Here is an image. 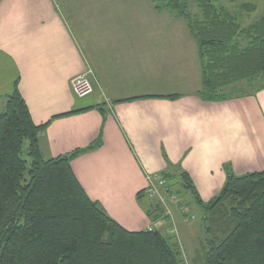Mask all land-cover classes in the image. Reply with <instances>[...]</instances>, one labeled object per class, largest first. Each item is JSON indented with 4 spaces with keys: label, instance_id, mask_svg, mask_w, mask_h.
Instances as JSON below:
<instances>
[{
    "label": "crops",
    "instance_id": "crops-1",
    "mask_svg": "<svg viewBox=\"0 0 264 264\" xmlns=\"http://www.w3.org/2000/svg\"><path fill=\"white\" fill-rule=\"evenodd\" d=\"M141 11L121 17L107 0H0V114L18 79L34 124L49 123L44 159L101 141L71 163L89 198L128 231L167 234L163 222L152 225L147 199H137L147 176L180 168L206 203L223 188L226 164L237 176L264 171V90L203 102L186 22L160 18L152 2ZM86 73L94 92L80 99L72 84ZM171 95L181 98H157ZM133 98L143 99L117 103Z\"/></svg>",
    "mask_w": 264,
    "mask_h": 264
},
{
    "label": "trees",
    "instance_id": "trees-1",
    "mask_svg": "<svg viewBox=\"0 0 264 264\" xmlns=\"http://www.w3.org/2000/svg\"><path fill=\"white\" fill-rule=\"evenodd\" d=\"M152 4L159 13L183 19L197 43L201 87L196 97L207 103L226 102L232 97L225 91L239 84L253 96L264 90V15L242 29L238 17L218 7L217 0H152ZM239 8L256 12L248 3ZM18 83L17 79L0 114V264H186L176 237L155 228L128 231L89 198L71 163L98 149L101 141L44 159L40 135L49 123L34 124ZM157 98L176 101L181 96ZM94 108L104 112L103 105ZM170 169L160 174L168 194L175 195L181 206V192L174 189L179 178L203 212L205 264H264V171L237 176L226 164L223 188L205 203L186 172L171 165ZM144 198L152 225L170 220L160 203L145 192L138 194V201Z\"/></svg>",
    "mask_w": 264,
    "mask_h": 264
},
{
    "label": "rangeland",
    "instance_id": "rangeland-1",
    "mask_svg": "<svg viewBox=\"0 0 264 264\" xmlns=\"http://www.w3.org/2000/svg\"><path fill=\"white\" fill-rule=\"evenodd\" d=\"M107 1H110L112 3V12L116 14H120L121 17H135L137 16V14H140L142 12L141 11L142 4L152 2V0H107ZM250 2H253V1L251 0H217L216 5L218 7L226 8L231 13L236 15L239 19V23L242 29H246L250 27L251 25L255 24L264 14V9H263L264 0H259L257 4L259 6L258 8L259 10L256 13L248 14V13L243 12L239 8L240 5L250 3ZM137 3H140L141 6H138ZM195 7H196V4L191 3V10L195 14H197L198 12ZM163 12L159 14L160 18L172 17V15H170L168 12L166 11H163ZM89 74L86 73L84 75H81L80 77L85 76L87 80L91 83L88 77ZM244 89L247 90L248 87L236 86V88L227 89L225 91V94L228 96H233L234 94H240V92ZM93 92H94V87H93ZM26 149H27V143L24 144V150L26 151ZM24 158L26 160H29L26 154H24ZM176 182H177V185L175 186L174 189L175 191L181 192L180 195L182 197L183 203L181 204V207H182L181 209L178 207H174L173 205L168 203V205H170L171 217L169 216L170 220L164 223L165 225H167L165 227L166 233L168 232L167 233L168 235H172L174 236V238L176 237L174 239V242H178L180 244L181 249H182V258L186 264H191V262L190 263L187 262L188 256L189 257L192 256L193 258H195L196 253H197V257H199L196 263L205 264L207 246L205 244V237H204L203 212L194 203L191 194L182 187V183L179 178L178 180H176ZM147 188L144 191L146 194H147ZM178 203L180 205L179 200H178ZM180 215H182L185 220H179V223H178L176 218ZM151 229H154V228H150L149 230ZM186 256H187V259H186Z\"/></svg>",
    "mask_w": 264,
    "mask_h": 264
},
{
    "label": "built area",
    "instance_id": "built-area-1",
    "mask_svg": "<svg viewBox=\"0 0 264 264\" xmlns=\"http://www.w3.org/2000/svg\"><path fill=\"white\" fill-rule=\"evenodd\" d=\"M73 91L78 98H85L93 93V86L85 76L78 77L73 81ZM147 195L150 199L156 200L162 205L166 211V215L171 217L170 205L182 208L179 206L178 199L175 195L168 194L167 182L161 175H148ZM168 196V197H167ZM183 213V212H182Z\"/></svg>",
    "mask_w": 264,
    "mask_h": 264
}]
</instances>
